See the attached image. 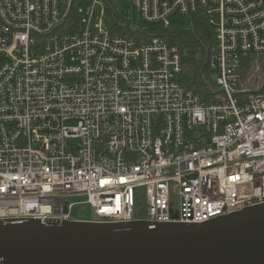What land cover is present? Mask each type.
Listing matches in <instances>:
<instances>
[{
  "label": "built area",
  "instance_id": "1",
  "mask_svg": "<svg viewBox=\"0 0 264 264\" xmlns=\"http://www.w3.org/2000/svg\"><path fill=\"white\" fill-rule=\"evenodd\" d=\"M102 1L0 0V221H70L73 197L109 224L264 204V0H138L137 28ZM179 16L213 33L207 93L179 81Z\"/></svg>",
  "mask_w": 264,
  "mask_h": 264
},
{
  "label": "water",
  "instance_id": "2",
  "mask_svg": "<svg viewBox=\"0 0 264 264\" xmlns=\"http://www.w3.org/2000/svg\"><path fill=\"white\" fill-rule=\"evenodd\" d=\"M0 258L3 264H264V204L200 225L0 221Z\"/></svg>",
  "mask_w": 264,
  "mask_h": 264
},
{
  "label": "trees",
  "instance_id": "3",
  "mask_svg": "<svg viewBox=\"0 0 264 264\" xmlns=\"http://www.w3.org/2000/svg\"><path fill=\"white\" fill-rule=\"evenodd\" d=\"M194 25L193 32L180 31L174 35L176 38L174 44L183 54V70L179 81L186 89L204 94L209 91L210 82H208L207 75L208 62L202 55V49L203 44L208 48L211 47L214 44V39L207 24L197 20Z\"/></svg>",
  "mask_w": 264,
  "mask_h": 264
},
{
  "label": "rangeland",
  "instance_id": "4",
  "mask_svg": "<svg viewBox=\"0 0 264 264\" xmlns=\"http://www.w3.org/2000/svg\"><path fill=\"white\" fill-rule=\"evenodd\" d=\"M106 10V19L104 26L106 28H115L117 23L124 22L137 28L140 24V14L138 12V0H103ZM101 6H97L95 13L96 16H100ZM172 30L176 32L180 31H193L194 25L189 17L179 16L171 18ZM209 82V81H208ZM85 197H73L70 198L71 202L78 203L71 209V215L73 220L90 221L94 220L92 209L83 204Z\"/></svg>",
  "mask_w": 264,
  "mask_h": 264
}]
</instances>
